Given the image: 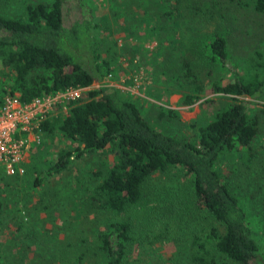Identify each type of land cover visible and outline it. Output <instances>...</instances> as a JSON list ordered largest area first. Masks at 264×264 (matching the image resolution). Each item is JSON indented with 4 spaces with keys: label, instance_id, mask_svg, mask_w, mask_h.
Instances as JSON below:
<instances>
[{
    "label": "trees",
    "instance_id": "obj_1",
    "mask_svg": "<svg viewBox=\"0 0 264 264\" xmlns=\"http://www.w3.org/2000/svg\"><path fill=\"white\" fill-rule=\"evenodd\" d=\"M218 4L219 0H105V10L95 14L99 7L94 0H24L18 15L0 12V93H17L25 102L67 87H86L64 115L41 123V143L30 150L21 174L9 176L0 169V193L26 176L32 178V172L31 187L67 169L73 159L98 153L99 165L87 173L89 185L74 192L67 229L75 227L77 239H92L100 264H121L135 244L148 251L159 246L157 241H181L173 239L170 230L153 232L135 222L145 182L177 171L189 178L195 205L213 221L192 231L186 264H259L257 240L232 176L237 164L248 166L258 156L262 109L254 110L253 101L264 102V58L247 57L238 71L230 65L225 30L214 27L197 34L201 22L213 19ZM252 7L264 11V0H252ZM183 28L193 30L188 45ZM127 36L150 39L154 46L139 52L138 45L125 41ZM117 39L126 57L138 56L136 63L128 62L129 68H145V97L128 90L120 95L114 85L102 84L107 74L122 69ZM153 75L156 80L149 79ZM179 81L184 91L174 87ZM93 82L100 85L91 87ZM174 93L180 94L178 105L202 99V105L212 107L208 93L228 95L229 102L215 103L200 122H184L177 110L152 100ZM49 144L52 148L47 150ZM35 155L49 156L43 169ZM10 206L15 210L17 205ZM4 211L0 201V226ZM98 217L104 222L95 233L76 227L85 218ZM12 218V233L18 236L23 222ZM167 226L164 222L161 230ZM83 257L77 253L75 260Z\"/></svg>",
    "mask_w": 264,
    "mask_h": 264
},
{
    "label": "rangeland",
    "instance_id": "obj_2",
    "mask_svg": "<svg viewBox=\"0 0 264 264\" xmlns=\"http://www.w3.org/2000/svg\"><path fill=\"white\" fill-rule=\"evenodd\" d=\"M94 1L99 7L95 14L103 12L105 0ZM219 2L213 19L209 22H201L196 32L202 34V32L211 31L214 27L225 30L228 41L230 40L229 45L231 44L228 50L230 65L242 71L240 67L244 64L245 58H264V11L254 10L252 0L235 2L219 0ZM183 3L184 1L181 6ZM23 6L24 0H0V12L5 15H18ZM190 31L193 30L190 28L182 30V38L186 45L189 44ZM125 41L138 45L139 52L149 51L154 46V41L145 38L142 40V38L127 36ZM118 47L121 53L119 61L122 69L112 73L109 81H112L111 84L118 89L120 95L133 87L130 93L145 97L142 93L144 88L142 81L146 77L144 76L145 68L138 66L130 69L128 62L131 60L132 64L136 63L138 56L133 59L126 57L121 40ZM149 79L156 80V76L153 75ZM91 87H96V82H93ZM174 87H178L177 89L181 91L186 89L181 81L176 82ZM5 95V92L0 93L1 97ZM179 96V93H174L167 97L157 95L156 98L151 99L177 110L180 120L184 122L191 119L200 122L211 114L210 111L214 109L215 103L219 105L222 102H229L228 95L208 93L206 96L212 98V107L207 108L202 105V99L190 105H178ZM238 98L252 100L247 96H238ZM253 103L254 110L262 109L259 112L261 127L256 138L258 156L248 166L237 164L232 182L244 198L242 204L248 212V218L251 221L249 226L258 244L257 262L264 264V102L253 101ZM41 140L40 133L39 143ZM49 146L47 150L52 148V144ZM34 157L38 168L43 169L49 156L35 155ZM100 160L98 153L73 159L67 169L57 174L47 175L37 185L31 187V179L35 175V172H32V178L29 179L26 176L0 193V201L3 202L5 210L2 213L0 226V264H100V252L92 239H77V229L75 227L67 229L70 218L68 210L74 199V192L79 191L84 185H89L88 170L98 166ZM8 195L16 199V202H11L12 199ZM10 204L17 205L16 209H11ZM138 206L140 211L135 218L138 227L142 229L145 225L153 232L156 230L165 234L170 230L175 233L173 239H181V241L179 243L173 241L178 249L174 246L172 239L169 242L157 241L159 246L155 248L154 245L153 249L148 251L144 245L135 244L126 252L121 264H186L187 248L195 228L208 227L213 222L195 205L190 194L189 178L177 171L157 174L149 178L145 182L143 196ZM13 215L22 219L23 222L19 237L12 233ZM103 222L102 217L95 220L85 218L84 222L76 227L79 226L82 232L88 231L92 234ZM164 222L168 224L167 229L161 230ZM213 225L218 223L214 222ZM174 250L178 253L177 258L172 254ZM80 252L84 257L75 260L77 253ZM226 264L235 263L228 260Z\"/></svg>",
    "mask_w": 264,
    "mask_h": 264
},
{
    "label": "built area",
    "instance_id": "obj_3",
    "mask_svg": "<svg viewBox=\"0 0 264 264\" xmlns=\"http://www.w3.org/2000/svg\"><path fill=\"white\" fill-rule=\"evenodd\" d=\"M120 43V40H117ZM107 74L104 83L109 81ZM100 84L96 82V87ZM86 87H67L51 94L21 101L18 94L5 95L0 103V169L6 175L20 174L31 148L40 142V125L52 117L64 115L70 102L79 99ZM133 91V87L127 89ZM137 93V91H135Z\"/></svg>",
    "mask_w": 264,
    "mask_h": 264
},
{
    "label": "crops",
    "instance_id": "obj_4",
    "mask_svg": "<svg viewBox=\"0 0 264 264\" xmlns=\"http://www.w3.org/2000/svg\"><path fill=\"white\" fill-rule=\"evenodd\" d=\"M32 149V148H31ZM29 155H30V153H29ZM29 157V156H28ZM28 160H29V158H28ZM28 162V161H27Z\"/></svg>",
    "mask_w": 264,
    "mask_h": 264
}]
</instances>
